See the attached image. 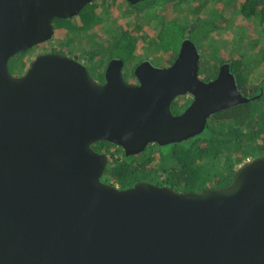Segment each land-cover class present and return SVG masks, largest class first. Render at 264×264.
Listing matches in <instances>:
<instances>
[{"label": "water", "instance_id": "obj_1", "mask_svg": "<svg viewBox=\"0 0 264 264\" xmlns=\"http://www.w3.org/2000/svg\"><path fill=\"white\" fill-rule=\"evenodd\" d=\"M94 1L0 0V264H264V156L227 186L179 192L103 182L109 156L92 148L135 156L200 135L212 115L249 101L229 64L204 81L185 39L171 66H137L139 85L124 81L121 61L99 84L83 61L54 53L10 73L11 58L54 39L55 19ZM185 94L192 103L174 115Z\"/></svg>", "mask_w": 264, "mask_h": 264}, {"label": "trees", "instance_id": "obj_2", "mask_svg": "<svg viewBox=\"0 0 264 264\" xmlns=\"http://www.w3.org/2000/svg\"><path fill=\"white\" fill-rule=\"evenodd\" d=\"M94 1L90 6V11L86 8L77 16L82 25L77 26V22L69 19H58L57 28L61 32H67L73 38L87 30L92 29L96 24V8L104 3ZM119 0H114L117 3ZM128 7L132 9L126 15L140 14L144 12L143 5L157 6L164 8V14L168 12H177L175 8L184 0H146L133 6L123 0ZM186 1V0H185ZM202 0L200 6L191 10L192 14L200 15V11H207L205 18H198L197 23H193L192 29L194 37L201 40H209L210 54L204 52L199 62V75L204 81H211L218 75L221 65L230 63V72L235 76L239 91L249 99L243 103L226 110L220 111L210 117L205 130L193 138L182 143H175L166 146L151 144L140 155L126 156L124 151L117 146L106 141L95 143L92 148L96 151L109 154V164L101 180L105 183L117 186L119 189H128L137 182L147 181L157 186L169 187L179 192H199L208 187H224L229 185L236 173L239 165L248 159L264 156V44L251 37L249 44L256 48L258 59L255 63H246L245 55L239 53L244 46L241 45L242 35L247 30L241 27V34L232 40L236 50L230 53L231 43L226 46V42L211 40L210 35L214 30L221 31L224 28L225 16L223 14L222 4L236 5L235 14L241 16L243 23L257 24L264 33V0ZM118 5H104L105 10L113 13L114 9H120ZM220 7V8H219ZM108 8V9H107ZM215 8V9H214ZM111 9V10H110ZM177 9V8H176ZM220 9L221 12H218ZM102 10V9H101ZM102 11V12H104ZM107 16V12L102 14ZM100 15V21L105 22V18ZM124 15V16H126ZM110 16V15H109ZM156 15L155 17H158ZM176 21L166 23L168 25L176 24ZM172 30L173 37H177L179 43L184 39H191V32H188V26ZM200 28L198 31L196 28ZM171 31V32H172ZM163 34L162 31L160 35ZM66 36V35H65ZM64 36V37H65ZM246 37V35H244ZM73 38H69L68 44L72 43ZM161 36L152 40V44L161 51ZM248 39V38H247ZM236 43V44H235ZM195 44V43H194ZM109 47L106 54H103L104 66L113 58L121 59L130 63L132 69L140 63L141 58L134 55L136 47V38L132 36L131 31L124 32L118 29L115 31L111 44H98L94 51H89L90 60H94L102 48ZM161 48V49H160ZM178 50L169 51L163 49L161 54L163 58L168 59L170 66L178 55ZM243 52V51H242ZM244 54V53H243ZM258 69L262 73L256 75L255 81L250 80V75ZM118 148V150H116ZM154 161H159L158 167L152 165ZM148 166H153L148 168Z\"/></svg>", "mask_w": 264, "mask_h": 264}, {"label": "rangeland", "instance_id": "obj_3", "mask_svg": "<svg viewBox=\"0 0 264 264\" xmlns=\"http://www.w3.org/2000/svg\"><path fill=\"white\" fill-rule=\"evenodd\" d=\"M202 0H184L180 5H178L175 10L177 12L171 13L167 11V14H164V8L159 9L157 6L153 5H143L145 7L144 12L140 14H132L130 16H127L126 14L132 10L131 7H128L127 4L123 0L117 1V3H113L114 0H99L98 3H104L103 5H99V7L96 8V24L92 29L87 30L86 32H83L82 34L78 36H74V38L67 32H61L59 28H56V23L54 22L53 25L55 26V35L54 39L50 42H46V44L40 45L35 50L32 52L34 54L36 53H41V52H47L51 50H64L68 51L71 53H79V51H94L95 47L98 44H111L115 31L120 29V31L124 32L127 30L128 32L131 31L132 36L136 38V47L134 49V55L137 57L141 58L142 60H148L154 67L157 68H164L168 65V59H164L161 51L163 49L168 48L169 51L172 50H177V48H180L179 40L177 37H173V29L175 28H180L183 25L188 26V32L190 30V34L192 37V42L195 43L200 56H202L204 52L207 54H210V44L213 42L209 40H201L199 42L198 38L194 37L192 25L193 23H197L199 20L198 18H205L208 12L205 10L202 12L200 11V15H195L191 13V10L194 8L199 7L200 3ZM210 1V5L213 4ZM239 2L241 0H238ZM104 5H118L121 6L120 9H114L113 13L112 10L109 13L108 10H105ZM227 4H222L221 9L223 11V14L225 16V24L223 30L217 31L214 30L212 34L210 35L211 40L219 41L222 43L223 41L226 42V46L230 45L231 43L233 44L232 40L234 41L235 37L237 35H242L241 32V27L247 30V32L242 35L243 39L241 45L244 46L243 48V55H245V62L247 63L248 61L250 63H255V61L258 59L256 55V48L252 47L249 44V39L251 37L255 39L256 41L260 42L261 44H264V33H262L261 29L257 24H252L251 23H243V18L239 15L235 14L236 5H228ZM117 6V7H118ZM90 8V6H87V9ZM220 8V7H219ZM108 9V8H107ZM215 9V8H214ZM90 11V9H88ZM220 9H217L218 12H221ZM104 11V12H102ZM107 12V16H103L102 14ZM100 15H102L103 18H105V22L100 21ZM110 15V16H109ZM126 15V16H124ZM156 15H159L158 17H155ZM176 21L177 23L174 25H168L166 23H170ZM74 22H77V26H81V20L77 17L74 19ZM196 28V27H195ZM200 28H196L195 30H199ZM173 30V31H172ZM162 31L163 34L160 35V32ZM172 31V32H171ZM194 33H200V32H194ZM66 35V36H65ZM65 36V37H64ZM158 36H161V51L157 47L152 44V40H156ZM73 38V42L68 44V39ZM248 38V39H247ZM236 44V43H235ZM109 47H105L101 49V52L103 54H106L108 51ZM236 50L234 44L233 46L231 45L230 50ZM239 53H241V47L238 48ZM106 51V52H105ZM179 52V50H178ZM30 53V52H29ZM30 54V56L33 55ZM27 57H25L26 59ZM16 62L11 65L9 63V68L12 73V75L16 76L17 74H20L22 72V66H20V62L23 63L22 55L18 56L16 58ZM141 60V61H142ZM104 60L102 62V65L104 66ZM101 65V66H102ZM130 63H126V67L124 69H127L128 71L131 69ZM125 71V70H124ZM126 72V71H125ZM90 73L92 77H94V69L91 67ZM132 71L130 72L131 76ZM259 73H262L261 69H258L256 72L252 73L250 75V80L255 81L256 75L258 76ZM125 74V73H124ZM118 150V148H116ZM159 161H154L152 163L153 166L158 167ZM153 166H148V168H151Z\"/></svg>", "mask_w": 264, "mask_h": 264}, {"label": "flooded vegetation", "instance_id": "obj_4", "mask_svg": "<svg viewBox=\"0 0 264 264\" xmlns=\"http://www.w3.org/2000/svg\"><path fill=\"white\" fill-rule=\"evenodd\" d=\"M92 4V3H91ZM140 4V2L138 3ZM138 4H134L133 6H136ZM90 5V4H89ZM88 6V5H87ZM86 6V7H87ZM85 7V8H86ZM132 9H135L134 7L130 6ZM76 17H73V18H69V20H74L76 19ZM58 19H55L54 22H57ZM53 22V23H54ZM57 24V23H56ZM56 28H57V25H56ZM55 26H54V29H56ZM185 40V39H184ZM183 40V41H184ZM181 41V44L182 42ZM50 42V41H49ZM73 42V41H72ZM43 44H46L45 43H42V44H39L29 50H26L22 53H19L17 54L16 56H14L13 58H11L9 60V63H11V65H13L17 60L16 58L18 56H21L22 55V59H23V63L20 62V66H22V72L20 74H17L16 77L18 76H22L25 74L26 70L30 67V64L32 63V61L34 59H36L39 55L41 54H50V53H54V54H60V55H65V56H68V57H71V58H74V59H77L79 61H83L89 68V73H90V70H91V67L94 69V77H92L91 73V77L99 84H102L104 83L105 81V76H106V70L108 68V65L110 64L111 61H114V60H118V61H121L123 62V68H122V75H123V78H124V81L130 85H139V82L137 80V78L135 77L134 75V70L137 66H139L142 62H144V60L140 61V63H138L132 70V73H131V76H130V70L128 71L127 69H124L126 67V62H124L123 60L121 59H117V58H113L111 60H109L106 64V66H103L102 65V62H103V54L102 52H99L97 57L94 58V60H90V55H89V51H79V53H71V52H68V51H64V50H51V51H47V52H41V53H36L34 54L32 51L35 50V48H37L38 46L40 45H43ZM181 44H180V47H181ZM180 50V48H179ZM30 52V53H29ZM235 50H230V53H234ZM32 56H30V54H32ZM243 55V52L241 51V53ZM25 57H27L25 59ZM150 60V59H148ZM148 60H145V61H148ZM15 61V62H14ZM128 64V63H127ZM173 64V63H172ZM171 64V65H172ZM224 64H229L230 66V63H224ZM102 65V66H101ZM170 65V66H171ZM9 66V64H8ZM222 66V65H221ZM168 67V66H166ZM10 70V68H9ZM126 72H125V71ZM11 73V71H10ZM125 73V74H124ZM12 74V73H11ZM14 76V75H13ZM193 101V97L189 94H185V95H182V96H179L177 98H175L171 104V112L174 114V115H179L181 113H183L187 107H189V105L192 103ZM96 151V150H95ZM98 153H101V154H107V153H103V152H99V151H96ZM109 156V154H107Z\"/></svg>", "mask_w": 264, "mask_h": 264}, {"label": "built area", "instance_id": "obj_5", "mask_svg": "<svg viewBox=\"0 0 264 264\" xmlns=\"http://www.w3.org/2000/svg\"><path fill=\"white\" fill-rule=\"evenodd\" d=\"M248 160H250V159H248Z\"/></svg>", "mask_w": 264, "mask_h": 264}]
</instances>
